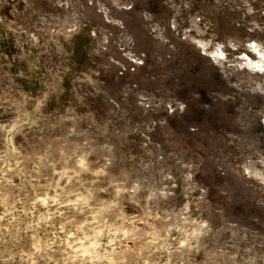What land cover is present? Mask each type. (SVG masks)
<instances>
[{
  "label": "rangeland",
  "instance_id": "374dc122",
  "mask_svg": "<svg viewBox=\"0 0 264 264\" xmlns=\"http://www.w3.org/2000/svg\"><path fill=\"white\" fill-rule=\"evenodd\" d=\"M0 264H264V0H0Z\"/></svg>",
  "mask_w": 264,
  "mask_h": 264
}]
</instances>
